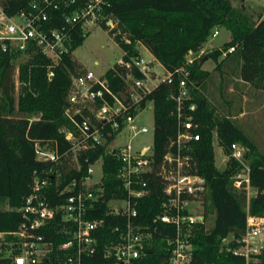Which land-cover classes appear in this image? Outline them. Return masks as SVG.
<instances>
[{
	"label": "built area",
	"instance_id": "1",
	"mask_svg": "<svg viewBox=\"0 0 264 264\" xmlns=\"http://www.w3.org/2000/svg\"><path fill=\"white\" fill-rule=\"evenodd\" d=\"M14 1L22 5L14 15H9L6 12L9 0H0V59L8 56L14 63L22 58L23 65L41 56L48 60L49 80L66 57L80 62L74 48L78 36L86 40L90 30L98 26L107 28L114 38L120 32L118 22L106 13L110 0ZM212 36H218V31ZM234 51L231 48L223 58ZM203 55L202 50L189 52L184 66L176 73L179 132L175 150L165 155L158 168L152 161L153 146L137 149L132 140L149 132L137 123L147 95L164 81L172 84L174 76L166 72L164 80L157 81L154 61L146 60L139 50L138 57L129 61L123 57L116 64L124 72H117L123 86L115 91L107 78L108 71L100 75L80 62L82 68L71 76L66 99L65 114L71 126L60 130L69 147L61 152L54 141L34 143L36 159L47 164L48 169L43 176L35 174L32 192L18 210L24 219L19 230L0 233V238L4 237L2 246L8 251L6 258L13 264H83L98 250L105 221L94 217L104 204L108 216L125 219L113 229L119 240L106 249V256L114 259L113 264H147L158 254L163 257L159 264H193L199 227L209 229V189L205 179L194 171L193 145L200 141V135L194 133L193 116L184 112V102L191 98L189 68ZM20 67L21 64L18 73ZM196 108L191 104L187 110L194 112ZM126 131L130 133L128 143L118 144V137ZM99 149L105 155L115 156L120 164L116 179L126 193L125 198L106 201L104 155L93 162L88 156ZM247 156L248 149L240 144H233L231 155L226 156L227 164L234 159L240 165L232 178L238 191L251 188ZM82 158L88 164L86 170ZM72 173L79 176L61 187L62 178ZM152 174L163 183L164 198L161 213L147 222L140 217L138 205L139 200L150 194L147 178ZM53 229L64 238L63 243L57 245L37 234L39 230ZM263 229L264 219L249 217L246 233L237 240V247L232 246L234 238L229 236L223 241L222 251L243 257L249 264L252 256L264 251L261 241L253 246ZM11 237L14 239L10 240Z\"/></svg>",
	"mask_w": 264,
	"mask_h": 264
},
{
	"label": "trees",
	"instance_id": "2",
	"mask_svg": "<svg viewBox=\"0 0 264 264\" xmlns=\"http://www.w3.org/2000/svg\"><path fill=\"white\" fill-rule=\"evenodd\" d=\"M106 13L118 22V35L115 41L124 51V60L139 56V46L145 47L160 62L165 72L174 76L172 84L162 82L150 92L145 102L154 105L155 133L152 161L158 168L167 153L174 151V142L179 132L178 104L179 94L177 71L181 69L189 52L201 51L208 38L217 28H226L230 41L221 48L205 54L189 68L188 84L191 98L184 102V112L193 116L194 133L200 141L193 145L196 163L194 171L206 181L209 189L207 212L214 215V226L206 230L199 227L195 238L193 264H246L243 257L222 251L223 241L233 236V247L247 229L249 217L264 219V152L244 131L232 115L220 116L201 91L212 73L202 69L206 61L213 59L217 68L231 65L236 68L237 77L249 84L252 89L264 92V13H252L247 7L235 6L234 0H110ZM22 3L9 0L6 12L14 15ZM256 19V20H255ZM117 30L114 31V33ZM126 40L129 42L127 43ZM84 37H77L74 48L83 45ZM231 48L235 51L223 58ZM222 59V60H221ZM11 58L0 59V233H15L23 223L18 210L31 194L35 174L45 175L48 165L36 159V141H54L60 151L69 144L60 133L63 127L71 126L65 114L67 96L71 87V76L82 68L80 62L72 57L54 69L52 80L48 79L46 66L48 60L36 56L20 67L21 83L18 100L15 97V80ZM117 72H124L116 65L107 72L115 91L122 89V81ZM191 104L196 105L194 112H188ZM226 156L231 155V146L240 144L248 149L247 159L250 166V186L256 195L248 199L247 192L235 190L232 178L238 173L239 163L231 159L224 171L216 165L214 135ZM104 155L105 199L125 198L116 179L120 167L115 156L105 155L103 149L88 154L89 161ZM84 169L87 168L82 158ZM79 174L72 173L62 178L61 187ZM149 196L139 200L140 217L147 222L161 213L164 198V185L155 174L150 175ZM55 184V180L53 181ZM55 187H52L54 190ZM55 201V200H54ZM55 204V202H53ZM94 218L105 221L100 231L99 246L96 254L86 258L83 264H113L114 259L106 256V249L112 242L119 240L113 232L116 225H122L124 218L108 216L106 205H101ZM38 235L57 245L64 238L56 231L39 230ZM14 238L11 237L10 240ZM6 248V247H4ZM249 264H264V251ZM162 255L151 257L147 264H159ZM0 264H13L4 254Z\"/></svg>",
	"mask_w": 264,
	"mask_h": 264
},
{
	"label": "rangeland",
	"instance_id": "3",
	"mask_svg": "<svg viewBox=\"0 0 264 264\" xmlns=\"http://www.w3.org/2000/svg\"><path fill=\"white\" fill-rule=\"evenodd\" d=\"M246 1L248 3H246ZM234 0L235 6H243L244 4L249 8V10L255 14H258L260 12L264 13V0ZM256 20V19H255ZM218 31V36L213 37L210 36L208 38V41L204 44L202 51L204 52V55L207 53H210L211 51L215 49L221 48L224 44L229 42L230 40V32L226 28H217L214 30ZM213 32V33H214ZM139 50L142 54V56L146 60L154 61L155 70L159 75V78L157 81H162L166 77V72L163 68V66L160 64L159 61H157L145 47H139ZM124 51L119 46V44L115 41V38L108 32L107 28L104 27H94L90 30V33L83 43L77 50L75 51L76 58L81 62V64L90 69L93 70L97 74H104L107 71L111 70L113 67L116 66V64L123 59L124 57ZM203 55V56H204ZM206 59V58H205ZM204 59V60H205ZM24 61L21 59H18L16 62H14L13 66L15 68L14 71V80H15V97L18 100V96L20 95V88L21 83L18 81V68L19 65L23 63ZM95 63H98V65H95ZM204 68L206 70L212 71L216 70L217 64L213 59H210L206 62ZM137 123L140 126H145L149 129L148 133L141 134L137 137H135L132 140V143L135 148L141 149L144 146H150L152 147L154 144V133H155V119H154V105L153 103L148 104V106L142 110L137 117ZM242 128L247 133L249 132L248 129L246 130L243 126ZM252 136L251 138L255 141L257 147L264 152V137L261 135H256L255 132H249ZM253 133V134H252ZM130 139V133L124 132L122 135H120L117 139V143L121 145H125L128 143ZM214 145H215V152H216V165L217 168L220 171H224L227 162H226V155L224 154L222 148L218 145V139L216 134L214 135ZM247 197L248 199H251L256 195V191L249 188L247 191ZM0 209H8L7 206H0ZM207 226L209 228H212L214 226V215L210 214ZM3 238H0V257L4 254V256L8 255V251L4 246H2ZM261 241L264 245V229L261 237L259 240L253 241V246L257 245V242ZM254 260V257L252 256L250 261Z\"/></svg>",
	"mask_w": 264,
	"mask_h": 264
},
{
	"label": "crops",
	"instance_id": "4",
	"mask_svg": "<svg viewBox=\"0 0 264 264\" xmlns=\"http://www.w3.org/2000/svg\"><path fill=\"white\" fill-rule=\"evenodd\" d=\"M244 6L247 7L245 4ZM206 62L202 69L209 71L204 68ZM236 70L233 66L226 65L220 70L209 71L212 77L202 85L201 91L220 116L232 115L246 130L264 137V92L256 91L240 80ZM249 132L246 131L252 137Z\"/></svg>",
	"mask_w": 264,
	"mask_h": 264
},
{
	"label": "water",
	"instance_id": "5",
	"mask_svg": "<svg viewBox=\"0 0 264 264\" xmlns=\"http://www.w3.org/2000/svg\"><path fill=\"white\" fill-rule=\"evenodd\" d=\"M204 61H206V59Z\"/></svg>",
	"mask_w": 264,
	"mask_h": 264
}]
</instances>
